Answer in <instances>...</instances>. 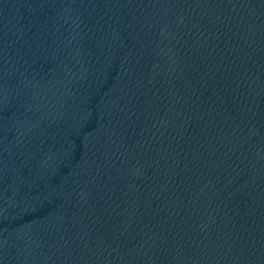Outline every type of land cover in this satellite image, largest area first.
Here are the masks:
<instances>
[{
	"label": "water",
	"instance_id": "water-1",
	"mask_svg": "<svg viewBox=\"0 0 264 264\" xmlns=\"http://www.w3.org/2000/svg\"><path fill=\"white\" fill-rule=\"evenodd\" d=\"M0 264H264V0H0Z\"/></svg>",
	"mask_w": 264,
	"mask_h": 264
}]
</instances>
